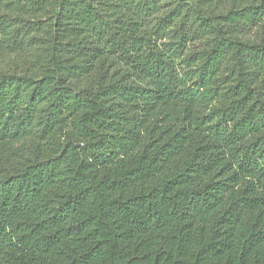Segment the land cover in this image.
Masks as SVG:
<instances>
[{
    "label": "trees",
    "instance_id": "obj_1",
    "mask_svg": "<svg viewBox=\"0 0 264 264\" xmlns=\"http://www.w3.org/2000/svg\"><path fill=\"white\" fill-rule=\"evenodd\" d=\"M5 60L0 264H264V0H0Z\"/></svg>",
    "mask_w": 264,
    "mask_h": 264
},
{
    "label": "rangeland",
    "instance_id": "obj_2",
    "mask_svg": "<svg viewBox=\"0 0 264 264\" xmlns=\"http://www.w3.org/2000/svg\"><path fill=\"white\" fill-rule=\"evenodd\" d=\"M184 1L191 2L192 0H184ZM217 10H219V9H217ZM37 16L40 17L41 19H44V16H40V15H37ZM37 16H34V17H26V18H23V20H36ZM202 46H203V44L202 43H199V41H193L192 43H190L188 45V51L186 52L185 57H187L190 54V51L191 50H195V49L201 48ZM181 66L182 67H185V62L184 63H181ZM8 69L9 70L14 69L13 66H12V63L9 62L8 60L0 61V70H8ZM27 143H28L27 140L21 141L19 143L13 144L12 147L19 146L21 144H25L26 145Z\"/></svg>",
    "mask_w": 264,
    "mask_h": 264
}]
</instances>
